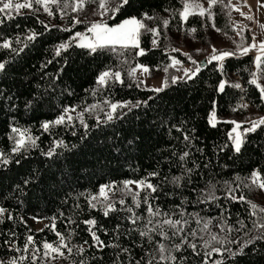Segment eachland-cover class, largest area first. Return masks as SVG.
I'll list each match as a JSON object with an SVG mask.
<instances>
[{
  "label": "trees",
  "instance_id": "obj_1",
  "mask_svg": "<svg viewBox=\"0 0 264 264\" xmlns=\"http://www.w3.org/2000/svg\"><path fill=\"white\" fill-rule=\"evenodd\" d=\"M91 1L100 5L99 0ZM184 1L129 0L115 18H109L110 22L129 15L143 18L144 13L156 18L144 19L149 28L160 32L155 36L141 31L144 55H136L138 49L124 50L119 46L115 51L105 48L90 53L75 42L67 50L58 49L60 44L71 41L76 30L88 26L86 12L80 14L81 23H75L71 14L64 20L54 15L51 21L37 8L0 12V44L11 42V48L0 47V62L5 63L0 71V152L9 161L0 163V207L7 210L0 216V264H204V253L212 247L235 251L238 246L228 240L249 239L252 222L264 216L259 211L264 208L259 187L252 183L254 171L264 181V125L255 131H243L239 152L229 133L234 125L230 121H242L244 130L251 121L264 118L262 93L250 83L255 78L254 58L250 52L241 55L239 50L225 48L235 55L206 62L194 78L184 74L173 83L172 57L182 63L191 62V69L199 64L179 47L178 35L192 34L205 45L211 39L206 15L193 12L186 21L182 20L179 13ZM112 7L109 0L110 15ZM229 8V0H218L211 6L214 27L232 29ZM164 19L169 21L167 27L162 23ZM33 33L36 38L29 40L27 37ZM153 40L157 43L153 44ZM261 57L264 60V54ZM137 64L147 65L151 77L155 71L163 70L167 86L157 92L129 75ZM260 66L264 69V63ZM106 70L119 71L123 83L109 79L106 86L99 85L97 78ZM221 81L225 82L222 92ZM236 83L241 88L234 87ZM117 101L127 106L118 107L113 119L107 121L109 105ZM92 105L96 107L84 111ZM65 108L76 109V114H70L73 120L50 124L44 131L42 124L55 121ZM213 110L215 127L209 123ZM79 112H84L87 129L76 118ZM13 127L27 129L30 136L38 137L36 145L28 143L14 153L15 141L10 138L15 135ZM185 134L188 141L184 140ZM60 140L63 144L55 147L54 141ZM52 148V157L44 155ZM185 151L189 155L181 161ZM154 172L158 175H149ZM173 177L180 179L174 181ZM141 179L152 183L157 191L141 190L133 201L123 182ZM102 185L111 186V190L106 189L108 200L100 196ZM213 185L218 199L206 200ZM229 188L236 196L244 195L245 200L227 199ZM93 196L97 200H92ZM145 196L160 215L148 212ZM121 199L124 204L119 203ZM248 201L258 208L253 210ZM109 202L116 210L105 216L103 206ZM31 217L49 221L36 229L30 223ZM167 218L186 220L185 233L196 231V236L188 237L197 245L196 251L187 244L179 252L173 250L175 262L159 261L156 251L157 241H161L158 233L166 231L171 236L174 231L162 224ZM89 219L96 221L92 230L107 247L93 241L90 226L84 223ZM132 219H136L135 224ZM208 220L209 230L204 231ZM225 220L231 227H239L237 221L243 220L247 227L240 232H228L227 228L221 231L216 225ZM141 232L148 235L142 236ZM213 234L223 243L212 241ZM206 241L208 248L204 247ZM162 242L171 248L180 238ZM45 243L59 248L63 255L45 249ZM215 260H224L225 264H264V241L248 245L233 260L227 259V253H213L208 264Z\"/></svg>",
  "mask_w": 264,
  "mask_h": 264
},
{
  "label": "snow or ice",
  "instance_id": "obj_2",
  "mask_svg": "<svg viewBox=\"0 0 264 264\" xmlns=\"http://www.w3.org/2000/svg\"><path fill=\"white\" fill-rule=\"evenodd\" d=\"M59 2V0H24V2L22 3H15L13 5V3L11 2V0H8V2H4V0H0V3L3 4L2 7H0V12H5L6 10H10V9H15L17 11H19L20 9H24V8H32L33 4H37V5H42L44 7V10L46 12H48L49 15H52L51 11L48 8L49 4H57ZM218 2V0H207V3L209 5V7H211L212 5H215ZM259 2V0H258ZM85 3V0H78V8H74V11L80 10L83 8ZM108 3L109 0H100V8L104 9V12L101 13V16L105 15L108 12ZM113 3V7L111 9L112 15L109 17L111 18H115V14L120 12V10L129 3V0H112ZM68 5L65 4V7H67ZM262 7H264V4L261 5ZM195 9H199L198 14L200 16H204L205 12L207 11V9H205L201 4L199 3H189L186 2L183 5V11H181L179 13L180 17L182 18V20L186 21L189 17V15L193 14V11ZM210 15V13H209ZM249 19L251 17H248ZM144 19H156L155 17L149 16L147 13L143 14V18H137L135 16L129 17L124 19L123 21H121L118 24L115 25H109L108 23L104 22L103 20L97 21V22H93L90 27L87 28L86 32L90 33L91 35H87L86 33H80V32H76L74 34V36L71 38V41L68 43H62L58 46V49H63V50H67L68 47L71 46L72 42L76 43V46L80 47V48H86L90 51V53H95L100 49H105V48H109L113 51L116 50V46H119L120 49H138V51L135 53L136 55H144L145 54V50L143 48L140 47V36H141V31L145 30L148 32H151L153 35L155 36H159L160 32L157 28H149L148 25H146L144 23ZM75 23H81L80 20L75 19L74 18ZM0 22H2V20H0ZM163 25L165 27H167L169 21L167 19H164L162 21ZM262 27H264V25H262ZM68 30V29H66ZM191 31L195 32V29H191ZM239 34V33H238ZM29 40H33L36 38V34L33 33L32 35H29L27 37ZM253 41H255V37L252 38ZM153 44H156L157 41L153 40L152 41ZM256 44L252 43L248 46L243 47L240 51H241V55H246L251 49L256 48ZM0 47L8 49L11 48V42L8 40L3 41L2 44H0ZM238 48L240 47L239 45L237 46ZM260 48V52L262 54H264V41L260 42L259 45ZM13 52H18V51H22L21 50H17V49H12ZM173 51H179V49H173ZM57 55L60 54L59 50L56 53ZM235 55L234 52H229V51H219L215 48H213V54L211 55V58L209 60H207V63H211L212 61H222L224 60L226 57H230ZM257 65V67H259L261 65V63H264V60H262L261 55H257L255 57V61H254ZM49 63H51V61H49ZM176 63H179V61L173 60V64L175 65ZM194 64H196V61H193ZM138 67H143L142 65H138ZM5 68V63L0 62V71L4 70ZM166 70V69H165ZM136 69L133 68L130 72L129 75H133L135 74ZM143 71L147 72L148 68L143 67ZM201 71V66L199 64H197V66L195 67V69H188L185 70V76L188 77V79H192L194 78L199 72ZM253 76H255V74H253ZM109 79H115L116 81L123 83V81L121 80V73L119 71H111V70H106L104 72H102L98 78H97V83L101 86H106ZM178 78L177 77H172V82L175 83L176 80ZM250 83L256 85L257 88L260 89V92L262 93V95H264V87H261L259 84H257V81L255 78H253ZM164 86H167V82L165 81ZM236 88H241V85L239 83H236L233 85ZM225 87V82L221 81V83L219 84V90L222 92L224 90ZM163 88H158V89H154V91H162ZM29 104H31V101L29 102ZM127 104H116V103H112L109 105L111 111L106 113V120L107 121H111L113 119V114L116 112V109L118 107H126ZM96 106L92 105L89 108L84 109V111H90L92 109H94ZM76 109L75 108H65L63 113L55 120V121H51V122H45L42 124V128L44 129V131H48L50 124L51 125H60V124H65L66 122H71L73 120V116L70 115V112H75ZM83 115L84 112H79L76 115V118L79 119L80 123L85 127V129H87L88 125L84 122L83 119ZM216 113L213 110L210 113V117H209V123L215 127L216 125ZM101 121L99 119V117H97V123L99 124ZM230 123H233L235 125V127L232 129V132L229 133V138H233L232 137V133L236 132L237 129L241 128L242 125L239 122L236 121H230ZM251 127L247 128L244 130L245 133L249 132V131H255L256 128L260 127L261 125H264V118H261L258 122L256 121H251ZM180 130V129H177ZM12 133H14L15 135L10 137L11 139H13L15 141V147L12 149V151L15 152H19L20 149L24 148L28 143H30L32 146L36 145V139L37 138H33L32 136H30L28 134V130H21L17 127H13L11 129ZM75 134V133H73ZM184 140L188 141L189 140V136L187 134L184 135ZM55 147H59L63 144V141H54ZM242 144V139H241V135L238 133L235 138H234V146H235V151L239 152L240 151V147ZM55 154V149L52 148L50 149L48 152L44 153V155L48 156V157H52ZM189 155V153L187 151L183 152V154L180 156V160L183 161L187 156ZM9 161L4 158V154L2 152H0V163L3 164H7ZM17 163H19V161H17ZM188 172H191L192 169H188ZM150 176H156L158 175V173H151L149 174ZM252 183L253 184H257L259 188L264 189V181L261 180L260 178V174L258 172H253L252 173ZM180 179V177H173L174 181H178ZM25 183H27V181H25ZM136 185L137 190L133 191L130 188V185ZM124 185V189L126 191H128L133 198V201H136V198L139 196L140 191L141 190H150L151 192H156L157 188L150 182H147L145 179H141L138 181H130V180H126L123 182ZM106 189L111 190V186L110 185H102L100 188V196L104 198V200H108V195L106 192ZM215 186H212V190L209 191L207 193V195L205 196L206 200H216L218 199V197L215 195ZM227 199H231L233 201H244L245 197L244 195H240V196H236L235 195V191L231 188L228 189V193L226 196ZM92 200H97L96 196L92 197ZM144 202L146 204H148V198L147 196L144 197ZM120 204H124L125 201L123 199H121L119 201ZM247 203L250 204L251 208L253 210H256L258 208V205L248 201ZM93 207H95V205H92ZM104 215L108 216L109 212L111 211H115L116 208L114 207L113 203L109 202L107 204H104ZM137 207H139V202H137ZM6 209L4 207H0V216H3L6 213ZM129 211H131V209H129ZM259 211L264 213V208H259ZM148 212L152 215H160L161 213L159 212V210H154L151 204H148ZM253 215H255V211L252 213ZM135 215V214H133ZM166 215L167 214H163ZM198 216V214H197ZM9 218H11V216H9ZM138 219V217H137ZM2 222V221H0ZM133 224L136 223V219H132L131 221ZM199 219L197 220V223H199ZM85 224L89 225V232L92 236L93 241L95 242L96 245H99L101 247H107V245L104 244L103 241L100 240L99 236L96 235V232L93 231L92 229L96 227V221L94 219H89L84 221ZM149 223H152V221H149ZM162 224H166L169 226V228L174 229V231L171 233V236L168 234V232L166 231H160L158 233V235H160L161 237V241H157V248L156 251L160 254L159 255V261H171V262H175L177 260V257L172 255V251L175 250L176 252H179L182 248L183 245L187 244L188 247L192 248L193 251H196L197 245L195 243H192L189 241L188 237L189 236H196V231L192 230L191 232L185 233L184 232V227L183 224H187V221L184 220L182 222L181 219H176V220H172L171 218H167L164 219L162 221ZM209 224H211V220H208L204 223V227L203 230L204 231H208L209 230ZM237 224L239 225V227H231L227 225V221L225 220L224 223L221 224H217L216 226L219 227L221 229V231H224L225 228H227L228 232H240L241 229L246 228L247 225L244 224L243 220H238ZM179 226V227H178ZM155 229H153L154 231ZM249 233H251L249 235V239L247 240H240V239H232V240H228L229 244H236L238 247L235 251H233L231 248H226V247H212L209 251H206L204 253L205 256V260H204V264H208V259L212 257L213 253H217L221 256L224 255V253H227V259L229 260H233L235 259L236 256L242 255L244 253V248L247 247L250 244H253L255 241H264V216H262L259 220V222L257 221H253L252 222V228L248 230ZM183 234V235H182ZM57 235L59 236L60 234L57 233ZM140 235L145 236L148 235L147 232H141ZM174 237H179L180 238V242L179 243H173L172 247L169 248L165 243H163L162 241H169L172 240ZM61 240H63V237L61 236ZM149 240L151 242V237H149ZM211 240L212 241H216L217 243H223L222 241L218 240V236L213 234L211 235ZM28 241L31 242L32 241V237L29 236L28 237ZM85 243H87V241H85ZM65 247H67L66 245H64ZM43 247L45 249H49L51 252L53 253H57L58 255H63V252H61L59 250V248L57 247H53V245L49 244V243H45L43 245ZM205 248L209 247V242L206 241L204 244ZM82 250V249H81ZM69 251H71L69 249ZM124 251H127V249H124ZM168 253V255H165V253ZM55 258V257H53ZM156 259V256H153V260ZM12 264H15V261L12 262ZM137 264H139V261L137 262ZM148 264H152V261H148ZM159 264V262H158ZM213 264H225L224 260H215L213 262Z\"/></svg>",
  "mask_w": 264,
  "mask_h": 264
},
{
  "label": "rangeland",
  "instance_id": "obj_3",
  "mask_svg": "<svg viewBox=\"0 0 264 264\" xmlns=\"http://www.w3.org/2000/svg\"><path fill=\"white\" fill-rule=\"evenodd\" d=\"M4 2H8V0H4ZM11 2L14 5L15 3H22V2H24V0H11ZM184 2H186V0ZM187 2L199 3L205 9H207V11L205 12V15L208 19L207 30H209L208 34H209V37H211L210 42L205 45V44H202L192 34H189V33L182 34L181 33L178 35L177 41H178L179 47L182 50L188 52V56L191 60H197L200 62V60L203 57L206 58V56L213 54V48H215L219 51H227L225 48H229V49L231 48V49H235V50L240 51V49H242L243 47H245L249 43V40L247 39L248 37L246 35H244V32L242 30H240L241 26L239 25V23H233V24L230 23L232 25V29L227 30V31L219 30L218 28L213 26L211 7H209L207 0H187ZM232 2L234 4V1H232ZM232 2H230V8H229L228 13L233 12L231 10ZM65 4H67L68 6L65 7ZM0 5L3 6L2 3H0ZM108 7H109V3H108ZM32 8H37L38 10H40L46 16V18H48L51 21L53 20L54 15H56L60 19L64 20L65 16L67 14H71L73 16V18L80 20V17H81L80 14H82L83 12H86L85 16L87 19H89L90 23L88 24V26L86 28H81V29L76 30L72 34L71 38L74 36V34L76 32L86 33L87 35H91L90 33H87L86 30L88 27H90V25L93 22L103 20L104 22L108 23L109 25H115V24L120 23L121 21H123L126 18L135 16V15H129V16L122 18L119 21L110 22L108 20L112 14L110 15L109 12H107L105 15L101 16V13L104 12V9H101L100 5L97 7L93 3V1H91V0L90 1L85 0L83 8L80 10H77V11H74L73 9L78 8V0H59V2L57 4H49L48 5V8L51 11L52 15H49L48 12H46L44 10V7L42 5L33 4ZM32 8H24V9H20L19 11L15 10L13 8V9H10L8 11L14 13V12H20V11H24V10H29ZM193 12H199V9H195ZM209 13H210V15H209ZM233 14H235V13L233 12ZM71 38H70V40H71ZM65 43H67V42H65ZM238 45L240 46L239 48L237 47ZM173 60L179 61L175 57H172L171 65L173 67V77L182 76L185 74V70L192 68L191 62L182 63L179 61V63H176L174 65ZM138 65H142L143 67H146V68H148V66L144 65V64H137L134 67L136 69L134 76L139 78L145 86L157 89V88H161L164 85L165 77H164V71L163 70L155 71L153 77H151V76H149L148 71L147 72L143 71V67H138ZM255 68H256L257 82L261 87H264V69L261 68V66L257 67L256 63H255ZM113 72H115V71H113ZM115 103L120 104V103H125V102L117 101ZM72 113L76 114V112H70V114H72ZM234 121L242 123V121H240V120H234ZM234 127H235V125H233L232 129ZM250 127L251 126H249L247 128H250ZM232 129H231V131H232ZM244 130L242 128H239L236 130V132L232 133L233 144H234V138L238 133L241 135V139L243 138V131ZM130 188L133 191L137 190L135 184L130 185ZM258 195H259V200L262 203H264V190L259 188V194ZM29 220H30V223L32 224V226L36 229L41 228L42 226H44L49 221V219H37L34 217H31Z\"/></svg>",
  "mask_w": 264,
  "mask_h": 264
},
{
  "label": "crops",
  "instance_id": "obj_4",
  "mask_svg": "<svg viewBox=\"0 0 264 264\" xmlns=\"http://www.w3.org/2000/svg\"><path fill=\"white\" fill-rule=\"evenodd\" d=\"M232 1H234V4ZM230 2H232L231 10L240 20H244V23H239V25L241 26L240 30H242L244 35L248 37L247 39L249 40V43L246 46L252 43L257 45L256 48L250 50L254 52L253 58L255 61V57L262 54L259 45L261 41H264V27H262V25H264V7L261 6L264 4V0H259V2L258 0H231ZM249 15H252V19L250 20L247 19ZM253 37L256 38L255 41H253Z\"/></svg>",
  "mask_w": 264,
  "mask_h": 264
},
{
  "label": "built area",
  "instance_id": "obj_5",
  "mask_svg": "<svg viewBox=\"0 0 264 264\" xmlns=\"http://www.w3.org/2000/svg\"><path fill=\"white\" fill-rule=\"evenodd\" d=\"M248 17H251L250 19H252V15H249ZM248 20H250L249 18H247ZM228 20L231 24L233 23H244V20H240L238 16H236L235 14H233L232 12H230L228 14ZM250 53L252 54V56L254 55L253 51H250Z\"/></svg>",
  "mask_w": 264,
  "mask_h": 264
},
{
  "label": "water",
  "instance_id": "obj_6",
  "mask_svg": "<svg viewBox=\"0 0 264 264\" xmlns=\"http://www.w3.org/2000/svg\"><path fill=\"white\" fill-rule=\"evenodd\" d=\"M207 62V59L205 58V57H203L201 60H200V62H199V65L201 66H203L205 63Z\"/></svg>",
  "mask_w": 264,
  "mask_h": 264
}]
</instances>
